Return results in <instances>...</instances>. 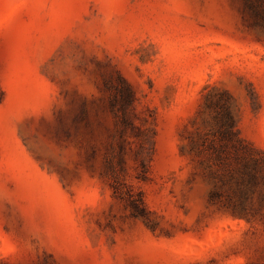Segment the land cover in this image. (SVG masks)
Returning <instances> with one entry per match:
<instances>
[{
  "label": "rangeland",
  "instance_id": "obj_1",
  "mask_svg": "<svg viewBox=\"0 0 264 264\" xmlns=\"http://www.w3.org/2000/svg\"><path fill=\"white\" fill-rule=\"evenodd\" d=\"M0 264H264V0H0Z\"/></svg>",
  "mask_w": 264,
  "mask_h": 264
}]
</instances>
